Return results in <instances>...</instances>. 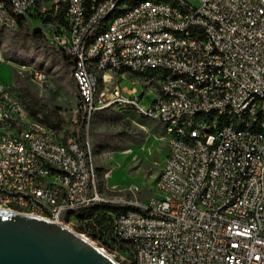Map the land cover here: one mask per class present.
<instances>
[{
    "label": "built area",
    "instance_id": "1",
    "mask_svg": "<svg viewBox=\"0 0 264 264\" xmlns=\"http://www.w3.org/2000/svg\"><path fill=\"white\" fill-rule=\"evenodd\" d=\"M116 1L0 0V20L15 29L20 18L28 19L41 4L40 14L50 19L44 37L73 61L88 121L102 106L134 102L144 117L165 128L169 154L157 188L161 192V186H173L177 200H164L161 193V198L140 201L122 193L124 204L138 206V213L103 211L81 221L84 228L98 232L106 244L120 246L128 260L140 264H264V165L258 160V153H264V133H256V126L264 125H255V109L243 112L251 87H259L264 99V0H197L199 5L180 0L141 8L124 4L131 7V16L103 25V10ZM45 3L52 4V13H46ZM167 25L195 28L196 36L176 38ZM93 31H100L98 42H90ZM205 32L215 35V51H205ZM91 53H99L93 62L104 67L105 83L118 72L152 77V105H141L144 96L136 86L116 85L113 91L94 87L85 72ZM3 62L0 59V65ZM211 65L227 68L222 83L207 78ZM177 67L191 68L197 81L172 78L171 69ZM217 84L225 85V93H217ZM12 90L0 81V196L13 203L31 201L30 209L62 224L65 208L98 201L88 133L83 141L71 134L75 154H67L62 140L43 137L42 122L25 111L21 99L20 107L12 106ZM207 107L236 108L248 130L217 126L214 115H206ZM17 119L27 120L26 129L17 127ZM204 127H212V134L203 135ZM187 139H195V146H187ZM56 166L75 169L78 185L70 186L57 175ZM199 187H207L206 198L216 205L215 213L197 208ZM57 190H65L63 209L52 210ZM140 190L131 184L125 191ZM110 191L121 192L115 186ZM228 215H237V222H228Z\"/></svg>",
    "mask_w": 264,
    "mask_h": 264
},
{
    "label": "rangeland",
    "instance_id": "2",
    "mask_svg": "<svg viewBox=\"0 0 264 264\" xmlns=\"http://www.w3.org/2000/svg\"><path fill=\"white\" fill-rule=\"evenodd\" d=\"M193 3L200 4L197 0ZM45 6L46 13H52V4L45 3ZM31 17L32 19H28V30L9 29L0 24V53L5 60L0 65V81L6 87L14 89L12 92L19 104L18 94L23 95L30 107L40 114L56 113L64 122L60 136H64L66 131L71 139L79 114L83 110L72 67L62 54L46 42L44 35L50 19L43 21L39 15ZM37 30H41L40 39L31 35ZM36 70L45 72L49 81L43 84L35 82L32 72ZM113 75L111 83L101 80V91L107 88L113 91L116 85L120 88H132L135 82L138 95L143 92L141 105L144 108L152 105L155 94L150 92L153 86L149 82L150 77L142 80L139 78L141 76L131 73L118 72ZM22 103L25 111L29 112L25 103ZM29 115L31 116L30 113ZM34 120L39 121L36 118ZM42 124L57 138L50 127ZM87 133L91 145V161L95 164V184L104 194L112 193L110 188L115 186L121 192L110 196L124 193L140 201L162 197L157 184L167 155L168 142L165 129L159 121L144 117L134 104L112 105L93 113L88 121ZM97 168H101L103 173L100 174ZM131 184L139 186L140 192L126 194L125 190ZM67 228L90 240L98 248H104L118 263H133L128 261L125 252L104 244L95 232L86 231L82 223L72 221Z\"/></svg>",
    "mask_w": 264,
    "mask_h": 264
},
{
    "label": "bare ground",
    "instance_id": "3",
    "mask_svg": "<svg viewBox=\"0 0 264 264\" xmlns=\"http://www.w3.org/2000/svg\"><path fill=\"white\" fill-rule=\"evenodd\" d=\"M102 1H109V0H102ZM169 2L180 3V0H117L116 5H111L109 9L103 10L102 22L103 25L117 24V22H119L120 19L131 16V7L141 8L146 4L150 5L151 7H160L161 5L168 4ZM124 4L131 5V7H124ZM0 24L3 25L5 28L15 29L13 26H10L8 23H3L1 20H0ZM167 32L175 33L176 38H188V37L196 36L195 28H185V30H175V25H167ZM99 40H100V31L91 32L90 42H98ZM204 42H205V51H215V35L212 32L204 33ZM0 59L4 60L1 53H0ZM98 60H99V53H91V61H86L85 64V72H87V74L92 77L94 87H100L101 80L106 79V72L104 67L97 62H93ZM72 73L77 83L76 75L73 72V67H72ZM32 76H33V80L39 84H43L49 81L48 75L43 71H39V70L33 71ZM137 76H141V75H137ZM171 76L172 78H184L187 81H197V74L193 72L191 68H185V67L172 68ZM222 76H227V68L224 65H211V71H207V78H214V83H222ZM149 82L150 84L153 85L152 77H150ZM3 87L6 86L3 84ZM151 88H153V86ZM217 93H225L224 84H217ZM119 104H134V102L117 103V105ZM12 106L20 107V104L16 99V97L14 96L13 92H12ZM107 107L110 106H102L98 109H95L94 112L96 110ZM138 109L144 115V111L140 107H138ZM254 109L258 111V115H259V117H255V125H262V124L264 125V99H260L259 87H251V93H248V98L245 99V103L243 104V112H252ZM206 115H214V117L217 119V126L230 127V129H234L235 131L248 130V123L246 121H240V111H238L236 108L221 109L216 107H207ZM17 127L19 129H26L27 120L17 119ZM44 129L45 130H43V137H53L47 128L44 127ZM0 132H4V124H0ZM256 133H264V126H256ZM211 134H212V127L203 128V135H211ZM62 143H63V149L64 151H66L67 154H75V146L72 142V139L68 138L65 141L62 140ZM187 146H195V139H187ZM258 160H259V165H264V153H258ZM90 163L92 164L91 157H90ZM56 174L65 177L69 181L70 186H77L79 183V174L73 168H69L67 166H56ZM95 181H96V173L94 167L92 171V182H93V188L96 192V199L98 201L89 202L88 204H86L81 208L78 207L65 208L62 216V224L64 226L67 227L69 224H72V221L73 222L77 221L79 224L82 223L81 222L82 220L76 216V212L78 210L81 211L80 209L86 208L91 205L93 206L98 204H102V205L109 204L112 205L113 207L129 206V204H124V197H122L121 195L118 196L117 194V196L115 195L110 196V194H116V193L104 194L96 186ZM161 192L164 193V200L167 201L177 200V193L173 192V186L163 185L161 186ZM206 195H207V187H199L198 193L196 195V206L199 210L203 211L204 213H215L216 205L209 202L206 198ZM64 200H65V190H57L53 197L52 210L63 209ZM133 207H136L138 209V206H133ZM30 208H31V201H16L15 203H13L12 199H4V197L0 196V209L16 211L50 221L49 215H39L38 209H30ZM29 210L30 212H25ZM109 213L120 214L119 212L116 211L115 212L109 211ZM130 213H138V211H130ZM67 215H69L68 221H66L65 219ZM228 222H237V215H228ZM88 232L91 233L93 231H88ZM95 233L97 234V237L102 240V238L98 235V232ZM104 244L106 243L104 242ZM109 247H113L117 251L125 252L118 245L109 244ZM100 250L106 253L104 248ZM128 261H132L133 262L132 264H140V261H133V260H128Z\"/></svg>",
    "mask_w": 264,
    "mask_h": 264
},
{
    "label": "water",
    "instance_id": "4",
    "mask_svg": "<svg viewBox=\"0 0 264 264\" xmlns=\"http://www.w3.org/2000/svg\"><path fill=\"white\" fill-rule=\"evenodd\" d=\"M0 264L120 263L62 224L0 209Z\"/></svg>",
    "mask_w": 264,
    "mask_h": 264
},
{
    "label": "trees",
    "instance_id": "5",
    "mask_svg": "<svg viewBox=\"0 0 264 264\" xmlns=\"http://www.w3.org/2000/svg\"><path fill=\"white\" fill-rule=\"evenodd\" d=\"M38 7L39 8H36L29 13L28 19H32L31 16L39 15L43 18V21L48 20L49 18L46 19L39 12L41 4H39ZM59 17L63 18V14L60 13ZM28 19H25V18L19 19V27H18L19 30H21V29L22 30H28L29 29L30 26H29V20ZM31 35L35 39H37V38L40 39L41 30L33 31L31 33ZM62 55H63L64 59L67 61V63L69 64V66L72 67L73 61L68 59L64 54H62ZM77 89H78V87H77ZM78 92H79V89H78ZM18 97L21 99L22 102L25 103V106L29 110V113L31 114V116L38 119L40 122L46 124L52 130H54L56 137L58 139L63 140V141L68 139L69 133H66V131H65L64 136H62V137L59 134L61 131H63L64 122L56 113L52 112V113L40 114L39 112H37L36 110H34L33 108L30 107V105L27 103V101L23 95L18 94ZM79 97H80V101H81L80 92H79ZM80 103H81V105L83 104L82 101ZM87 125H88V108L85 107V108H83L82 112L79 114L78 121L75 124V128H74V134L77 136L79 141H83L85 139L86 134H87V130H86ZM97 171L100 174L103 173V170L101 168H97ZM98 205H93V206L91 205V206H88L86 208L80 209L81 211L78 210L77 211L78 213L76 212V216L79 217L82 221H85L87 219H90L91 217H93L97 213H101L103 211H105V212H109V211L115 212L116 211V212H119L120 214H125V213L129 212V209H130V211H138V209L136 207H133V206H125V207L114 206L113 207L112 205H109V204H103V205L98 204ZM65 219H66V221H68L69 215H67L65 217Z\"/></svg>",
    "mask_w": 264,
    "mask_h": 264
},
{
    "label": "crops",
    "instance_id": "6",
    "mask_svg": "<svg viewBox=\"0 0 264 264\" xmlns=\"http://www.w3.org/2000/svg\"><path fill=\"white\" fill-rule=\"evenodd\" d=\"M58 53H60V52H58ZM60 54H62V53H60ZM137 76V75H136ZM138 77V76H137ZM139 78H141V77H139ZM142 79V78H141ZM143 80V79H142ZM134 83V87L136 86V84L137 83H135V82H133ZM137 87V86H136ZM133 88V87H132ZM125 89H130V88H125ZM136 90H137V93L139 92V90L136 88ZM142 96H143V92H142V94L140 95V97L142 98ZM164 127V126H163ZM165 129V128H164ZM54 131V130H53ZM165 133H166V131H165ZM62 137V136H61ZM166 137H167V134H166ZM168 154H169V147H168V151H167V155L165 156V160H164V163H165V161H166V158H167V156H168Z\"/></svg>",
    "mask_w": 264,
    "mask_h": 264
}]
</instances>
